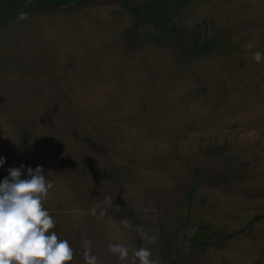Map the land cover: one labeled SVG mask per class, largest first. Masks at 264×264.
<instances>
[{
    "label": "rangeland",
    "instance_id": "rangeland-1",
    "mask_svg": "<svg viewBox=\"0 0 264 264\" xmlns=\"http://www.w3.org/2000/svg\"><path fill=\"white\" fill-rule=\"evenodd\" d=\"M257 51L264 0H0V181L43 167L70 264H264Z\"/></svg>",
    "mask_w": 264,
    "mask_h": 264
},
{
    "label": "clouds",
    "instance_id": "clouds-1",
    "mask_svg": "<svg viewBox=\"0 0 264 264\" xmlns=\"http://www.w3.org/2000/svg\"><path fill=\"white\" fill-rule=\"evenodd\" d=\"M254 41L246 47L251 50ZM256 63L264 60V53L252 54ZM5 163L0 158V167ZM21 164L9 168V175L0 181V264H70L74 258V250L67 240L58 238L54 231L56 227L50 212L44 207L53 183L46 179L42 166L35 170L27 169V178H21ZM95 215V209L92 210ZM103 214V213H102ZM129 227L127 219L122 221ZM136 231L141 238L155 243V236H149L142 228ZM91 240L82 239L84 248V264H99L98 258L91 252ZM108 251L121 261H127L129 249L122 243H110ZM161 264L158 257H153L150 249L140 247L132 253L131 264Z\"/></svg>",
    "mask_w": 264,
    "mask_h": 264
}]
</instances>
